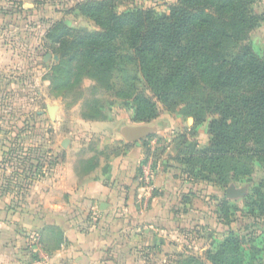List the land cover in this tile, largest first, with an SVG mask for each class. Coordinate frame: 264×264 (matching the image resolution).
Instances as JSON below:
<instances>
[{
  "label": "rangeland",
  "instance_id": "rangeland-1",
  "mask_svg": "<svg viewBox=\"0 0 264 264\" xmlns=\"http://www.w3.org/2000/svg\"><path fill=\"white\" fill-rule=\"evenodd\" d=\"M85 1L0 3V136L7 146L0 151V159L3 157L10 166V157L21 151L22 165L15 171L23 180L32 172L27 163L34 161L43 166L48 161L68 158L76 159L83 169L94 168L130 145L118 133L120 125L162 121L160 130L135 142L148 155L149 170L158 167L160 174L156 184L153 178L145 181L140 173L139 184L145 194L140 196L139 205L148 207L152 198L158 196L163 207L173 209V237L176 233L178 249L171 252L167 248L162 260L148 257L140 264H198L191 262V257L209 264L206 252L215 251L217 243L230 233L240 240L244 264H264V213L260 206L264 190L259 186L264 166L255 163L251 174L227 176L225 182L219 183L214 175L194 166L189 157L207 147L210 117L194 125L193 118L184 114L181 107L165 109L159 105L155 118L140 121L130 99L115 96L89 76L77 77L75 63L72 76L65 83L66 64L49 29L100 30L75 7ZM241 1L247 9L248 25L253 26L245 28L241 42L232 50L247 47L264 59V0ZM113 3L117 13L148 8L166 15L177 0ZM16 131H21L19 144L9 139ZM32 170L42 175L41 167ZM4 173L8 178L13 174L8 167H4ZM165 192H172V198L165 197Z\"/></svg>",
  "mask_w": 264,
  "mask_h": 264
},
{
  "label": "trees",
  "instance_id": "trees-1",
  "mask_svg": "<svg viewBox=\"0 0 264 264\" xmlns=\"http://www.w3.org/2000/svg\"><path fill=\"white\" fill-rule=\"evenodd\" d=\"M242 3L177 0L160 15L148 8L117 13L113 0H87L75 7L100 30L53 27L49 34L66 64L65 83L75 63L77 77L89 76L130 99L140 121L155 118L159 105L181 107L194 125L210 117L207 147L189 157L223 183L227 176L251 174L255 163L264 166V59L247 47L232 50L253 26ZM9 139L20 142L18 135ZM32 164L38 169L40 162ZM259 186L264 190V178ZM216 247L205 254L209 264H244L240 240L232 233Z\"/></svg>",
  "mask_w": 264,
  "mask_h": 264
},
{
  "label": "crops",
  "instance_id": "crops-1",
  "mask_svg": "<svg viewBox=\"0 0 264 264\" xmlns=\"http://www.w3.org/2000/svg\"><path fill=\"white\" fill-rule=\"evenodd\" d=\"M6 148L0 136V151ZM16 152L10 166L0 159V264H140L178 249L173 209L158 196L148 207L139 205L145 194L140 168L149 163L141 144L130 143L94 168L60 158L39 165L40 175L27 163L26 180L15 171L22 165ZM151 174L159 184V168Z\"/></svg>",
  "mask_w": 264,
  "mask_h": 264
},
{
  "label": "water",
  "instance_id": "water-1",
  "mask_svg": "<svg viewBox=\"0 0 264 264\" xmlns=\"http://www.w3.org/2000/svg\"><path fill=\"white\" fill-rule=\"evenodd\" d=\"M164 126L162 121H154L136 125L122 124L118 129V133L128 143H135L151 133L160 130Z\"/></svg>",
  "mask_w": 264,
  "mask_h": 264
},
{
  "label": "built area",
  "instance_id": "built-area-1",
  "mask_svg": "<svg viewBox=\"0 0 264 264\" xmlns=\"http://www.w3.org/2000/svg\"><path fill=\"white\" fill-rule=\"evenodd\" d=\"M141 172L143 173L142 174V178L145 180V181H150L152 180V174H151V171L149 170V163H143L142 166H141ZM94 218L96 217L95 214H93Z\"/></svg>",
  "mask_w": 264,
  "mask_h": 264
}]
</instances>
